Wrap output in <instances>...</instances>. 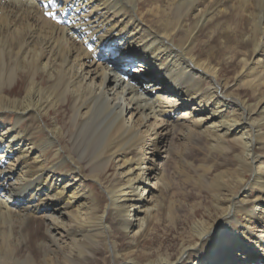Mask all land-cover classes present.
Here are the masks:
<instances>
[{
    "label": "bare ground",
    "instance_id": "bare-ground-1",
    "mask_svg": "<svg viewBox=\"0 0 264 264\" xmlns=\"http://www.w3.org/2000/svg\"><path fill=\"white\" fill-rule=\"evenodd\" d=\"M263 60L264 0H0V264H264Z\"/></svg>",
    "mask_w": 264,
    "mask_h": 264
},
{
    "label": "rangeland",
    "instance_id": "rangeland-1",
    "mask_svg": "<svg viewBox=\"0 0 264 264\" xmlns=\"http://www.w3.org/2000/svg\"><path fill=\"white\" fill-rule=\"evenodd\" d=\"M146 10L147 9H143V10H141V12L145 15L146 14ZM104 53H107L105 50H104ZM124 60V57H122V58H120V59H118V60H116L117 61V63H118V66L120 65V64H122V60ZM264 61V60H263ZM108 64V66H110L111 65V67H110V69H115V70H119L120 69V67H116V65H115V63H107ZM261 67V66H260ZM260 67H257L256 68V70H258ZM135 68V67H134ZM131 69V68H130ZM142 78V77H141ZM143 80H144V82H147V84L148 83H152V81L150 80V79H144V78H142ZM242 89V88H241ZM246 91H247V89H242L240 92L241 93H246ZM180 113V111H178L177 113H176V115H178ZM7 142L5 141V140H3L1 143H0V152H2V150H3V147L2 146H4L5 144H6ZM37 153L36 152H33L32 153V157L34 156V155H36ZM157 160L158 161H160V159L159 158H157ZM169 169H170V172H171V176L176 180V182H178V179L179 180H181V174L180 175H177L176 174V172L174 171H172V167H171V165L169 166ZM58 177V176H57ZM62 182V181H61ZM60 182V183H61ZM59 183V184H60ZM151 183H152V181H151ZM91 186H92V184H91ZM93 187V186H92ZM74 188V186H72V187H70V189H69V191L68 192H70L72 189ZM152 190V189H151ZM140 190H139V188H137V190L135 191V194H137V195H140ZM171 193V192H170ZM172 193L173 194H175V195H178V193L175 191V190H172ZM134 196V195H133ZM179 196V195H178ZM64 198L65 197H60V198H58V199H56V203L54 204V206H60L61 204H62V202H63V200H64ZM84 198V196H82L80 199H83ZM178 198V197H177ZM177 198H174L173 200H176ZM82 203V202H81ZM133 228V227H132ZM177 238H178V236H177V234L175 233V234H173V235H171V236H168V237H166L165 235H162V234H159L158 235V239L159 240H165V246L167 245V246H169V247H171V248H173L174 246H175V244H176V242H177ZM240 264H246V263H244V262H241Z\"/></svg>",
    "mask_w": 264,
    "mask_h": 264
},
{
    "label": "snow or ice",
    "instance_id": "snow-or-ice-1",
    "mask_svg": "<svg viewBox=\"0 0 264 264\" xmlns=\"http://www.w3.org/2000/svg\"><path fill=\"white\" fill-rule=\"evenodd\" d=\"M55 17H53V19H54Z\"/></svg>",
    "mask_w": 264,
    "mask_h": 264
}]
</instances>
